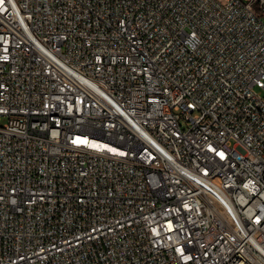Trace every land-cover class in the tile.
<instances>
[{"label": "built area", "instance_id": "1", "mask_svg": "<svg viewBox=\"0 0 264 264\" xmlns=\"http://www.w3.org/2000/svg\"><path fill=\"white\" fill-rule=\"evenodd\" d=\"M3 119L0 264H264V0H0Z\"/></svg>", "mask_w": 264, "mask_h": 264}, {"label": "rangeland", "instance_id": "2", "mask_svg": "<svg viewBox=\"0 0 264 264\" xmlns=\"http://www.w3.org/2000/svg\"><path fill=\"white\" fill-rule=\"evenodd\" d=\"M5 121H6V119H3V121L0 123V125H2ZM184 126H187V124H184Z\"/></svg>", "mask_w": 264, "mask_h": 264}]
</instances>
